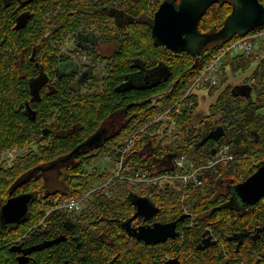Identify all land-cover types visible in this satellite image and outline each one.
<instances>
[{"label": "flooded vegetation", "instance_id": "flooded-vegetation-1", "mask_svg": "<svg viewBox=\"0 0 264 264\" xmlns=\"http://www.w3.org/2000/svg\"><path fill=\"white\" fill-rule=\"evenodd\" d=\"M14 1H9L8 5ZM74 1L83 10L81 26L76 30L67 29L65 34L63 30H59L60 24L56 23L54 34L52 30L46 29V37L52 34L46 40L52 47L49 53L42 47L31 54L33 74L28 77V97L21 104V110L33 119L45 111L46 114L59 115V99L66 101L68 107L74 109L80 101H95L102 95L105 99L116 100L119 106L122 103V94L136 89H153L154 86L159 88L161 82L168 78L169 71L166 66H161L158 70L156 68L163 63L148 66L138 55L141 52L137 49L122 79L120 73L124 57L123 34L131 31L129 23L134 22V16L139 14L129 0ZM180 1H174L176 6ZM25 4L26 2L23 5ZM73 12L71 10L69 14ZM20 16L23 17L24 27L30 16L26 12L18 18ZM143 16L141 17L144 18ZM65 45H69L67 49ZM246 84L250 85V91L245 94L249 100L253 98L255 90L252 84ZM236 91L240 92L239 89L234 90ZM168 92L169 90L164 89L152 93L148 100H164ZM51 103L53 105L50 110ZM96 106L99 107L100 104L96 103ZM114 113L117 114L116 111ZM52 122L47 120L44 123ZM117 126L119 128V124ZM117 126L106 123L100 126L74 151L67 154L70 156L67 161L71 162V156L75 157L80 153L91 155L103 142L111 138L118 130ZM45 130L47 132L41 137V141L32 144L35 150L43 144L51 143L53 134L51 136L50 131ZM93 137L96 139L89 145L87 141ZM232 150L235 151L234 148ZM149 153L157 160L156 165L163 166L164 170L171 167L175 157L171 154L165 155L166 153L158 154L153 146ZM103 155L105 159L109 157L113 160L110 154H102L92 159L88 166L90 172H107L102 163L95 165L96 160ZM239 158L234 152L233 160L218 170L221 172L224 168L232 169L230 167ZM262 165L264 162H253L250 170L238 173V178L232 175L213 180L209 174L212 171H207L202 186L190 182L183 188L177 182L174 188L163 187L156 190L151 186L148 189H132L122 199H114L117 195L115 191L106 194L108 196L99 190L87 191L77 197L81 200L77 208H58L54 206L57 202L68 199L67 196L62 197V192L73 193L74 188L65 182L67 175L65 173L61 176L62 167L56 164L58 167L49 172V177L55 180L54 188L58 194L52 198L46 193L53 205L46 210L49 213L45 221H40L31 231L39 237L16 242L11 251L18 264L34 262L35 257L45 249L51 252V256L57 257V264H264V195L250 203L236 191L238 183L248 180ZM234 179L237 181L234 182ZM18 194L21 193H12L10 196ZM247 194L255 195L257 190L248 191ZM57 217L58 222H51ZM0 225L3 226L1 222Z\"/></svg>", "mask_w": 264, "mask_h": 264}, {"label": "trees", "instance_id": "trees-1", "mask_svg": "<svg viewBox=\"0 0 264 264\" xmlns=\"http://www.w3.org/2000/svg\"><path fill=\"white\" fill-rule=\"evenodd\" d=\"M20 1L26 2L27 0H15L8 6H5L3 0H0V208L9 198L11 189L14 194L33 193L34 199L30 204L28 214L21 222L0 225V264H18L10 247L21 240L39 237L31 231L43 219L46 210L53 205L46 193H49L51 197L58 194L54 188L55 180L49 177L52 170L61 166V176L66 173L65 182L74 188V194L62 192V197L67 196L68 199L78 197L93 188L97 181L112 175V171L103 174H99L97 171L90 172L88 166L92 159L102 154H110L112 157L114 156L112 162H115L118 155L122 153L127 139L133 134L138 133V141L127 158V162L133 170L164 172L172 169V165L170 169L165 170L163 166L156 165L157 160H154L149 153L152 146L154 148L157 146L155 149L158 154L166 153L165 155L175 156L178 153H187L193 156L198 164H204L208 162L213 150L220 143L230 144L240 158L233 167H230L232 169L224 168L221 172L213 170L209 173L213 180L232 175L238 178V173L250 170L249 167L253 162H264V87L262 91L258 90V83H252L253 89L258 90V92L254 91L252 99L248 100L245 95L232 90L227 92L230 98H226L224 93L218 97L210 107L211 113L201 119L202 128L200 125H193L195 109L199 105V91L196 89L191 95L194 97H191L194 100L193 107L182 108L181 113L174 114L178 128L175 135H178V138L168 143L166 138L158 139L160 134L154 133V128L158 124V121L155 123L157 118L168 106L177 103L184 96L188 89V82L201 73L205 64L211 59L212 52L227 47L235 38L211 42L201 49L198 56H193L188 52L174 53L165 46L155 45L151 32L153 13L157 11L164 0H129L139 12L134 17L140 18L143 15L145 17L130 22L131 31L123 34L124 57L120 73L124 79L131 63V57L138 49L141 52L138 55L145 62H149L148 66L163 63L156 67L157 70L161 66H166L169 75L165 82H161V87L154 86L153 89H136L124 93L122 94L123 103L119 106L116 100H108L99 95L95 101L85 99L80 101L74 109H70L66 101L62 102V99H59L61 112L57 116L46 114V111L40 113L35 119L25 115L22 113L21 104L28 97L30 87L28 77L33 74L34 64L30 59L32 52L45 47L48 54L52 47L46 39H50L52 34L46 37V29L52 30L54 34L56 23L60 24L59 30H63L65 34H67V29H78L81 26L80 14L83 10L74 4V0H30L25 5ZM173 1L178 2L179 0ZM262 1L264 2V0ZM232 9L233 0H222L213 4L199 21V30L206 33L220 29ZM69 10L74 12L69 14ZM23 12L30 16V20L26 26L17 29L15 27L17 18ZM204 25L205 27H203ZM256 56L259 58L261 54H256ZM244 57H246L244 52L228 55L224 64V73H227L228 66L233 68L234 63L238 64L237 69L242 66L246 67L247 65L240 63V59ZM262 58L264 62V57ZM262 75L264 78V71H262ZM162 89L170 91L164 100H148L150 93H157ZM96 103H99L100 106H96ZM52 105L53 103L49 107L50 110ZM115 111L117 114L114 113ZM47 120L53 122L51 124L44 123ZM152 122L155 125L151 124ZM105 123L116 126L119 124V128L117 126L118 130L113 133L111 138L103 142L91 155H87L86 152L80 153L75 157L71 156L73 157L71 162L67 161L70 157L67 154L74 151ZM219 126H222L225 131L219 140L211 138L203 145H198L205 136ZM45 129L50 131V135L53 134L52 141L49 145L43 144L39 146L38 150H35L33 146L36 142L41 141V137L47 132ZM167 136L168 134H165V137ZM257 138L259 141H256ZM33 143L34 145H32ZM160 147L161 149H159ZM14 148L19 151L25 150L16 153L14 157H9L8 153ZM116 153L118 155L115 156ZM2 156L4 159H1ZM11 158L13 161L8 163V159ZM135 158H137L136 161ZM63 161L67 162L63 163ZM236 181L237 179H234V182ZM78 186L80 187L78 188ZM129 186L126 182H116L112 186L113 191L117 193L115 199L126 197L129 194L128 190L134 189ZM100 192L104 194L102 191ZM108 203L110 204L109 201ZM58 221L59 217L51 222ZM50 253L47 249L42 250L35 257V261L30 264H57V257L51 256Z\"/></svg>", "mask_w": 264, "mask_h": 264}, {"label": "water", "instance_id": "water-1", "mask_svg": "<svg viewBox=\"0 0 264 264\" xmlns=\"http://www.w3.org/2000/svg\"><path fill=\"white\" fill-rule=\"evenodd\" d=\"M9 1L11 0H4L5 5H8ZM220 1L222 0H181L176 6L173 0H164L157 9L152 23L155 45L165 46L174 53L188 52L193 56H198L201 49L211 42L233 38L236 35H246L264 25V2L262 0H233L232 12L222 27L213 32H201L199 21L203 14L209 7ZM22 16L18 18L16 28L23 27ZM235 89L240 90L238 94L245 95L247 91H250V85L241 83L236 85L233 91ZM224 133V128L219 126L205 136L198 145H203L210 138L217 140ZM95 139L93 137L87 142L92 145L91 142ZM256 190L255 195L247 194L248 191L256 192ZM236 191L250 203L256 202L259 196H263L264 165L260 166L248 180L238 183ZM12 193L11 189L10 194ZM33 198V193L10 196L0 208V222L3 225L21 222L28 214ZM137 203L141 204L140 201ZM14 248L12 246L10 249Z\"/></svg>", "mask_w": 264, "mask_h": 264}, {"label": "built area", "instance_id": "built-area-1", "mask_svg": "<svg viewBox=\"0 0 264 264\" xmlns=\"http://www.w3.org/2000/svg\"><path fill=\"white\" fill-rule=\"evenodd\" d=\"M264 39V25L250 31L246 35H236L234 40L227 47L221 48L219 51L211 55V59L205 64L201 73L188 82V89L184 96L177 102L168 106L157 118L155 122H159L154 129V133L168 134L170 137H175L178 132L174 121V114L181 113L182 108H191L194 105V100L191 98L193 92L197 89L200 91L206 84L214 88L219 83L220 76L224 73V64L228 55H236L239 53L251 52L257 42ZM151 124H154L152 122ZM155 125V124H154ZM144 130V129H142ZM141 130V131H142ZM138 141V133L133 134L127 139L122 153L115 161L116 168L112 171L109 178L99 180L94 187L88 192L102 191L104 194H110L113 191L112 186L116 182H126L135 190L148 189L153 186L156 190L163 187L174 188L175 183L181 184V187H186L190 182L197 186L204 185L207 171H217L219 167L228 165L234 158L232 147L228 143H220L215 149L208 162L198 164L194 157L187 153H178L173 158L172 169L164 172H151L150 170H133L132 166L127 162L128 155L136 146ZM14 148L8 153L9 157L15 156ZM81 200L77 197L64 199L57 202L55 207L77 208ZM45 216L41 220L43 223Z\"/></svg>", "mask_w": 264, "mask_h": 264}, {"label": "rangeland", "instance_id": "rangeland-1", "mask_svg": "<svg viewBox=\"0 0 264 264\" xmlns=\"http://www.w3.org/2000/svg\"><path fill=\"white\" fill-rule=\"evenodd\" d=\"M219 30V29H218ZM69 45H65V48L67 49ZM256 54H261V56L258 58ZM264 39H261L257 42L255 48L251 52H246V57L240 59V63L242 65H247L246 67H240L237 69V63H234V67L231 68V66L227 67V73H223L220 76L219 83L214 86V88L209 86H204L199 92V105L195 109V116L193 119V125L199 126L201 124V119L204 118V116L211 113L210 107L214 104V102L218 99V97L222 96L224 93L226 95V98H230L228 91H231L236 85L241 83H258L260 91L263 90L264 82H262L263 75L262 71H264ZM236 68V69H235ZM256 72V74H255ZM263 78V79H262ZM251 79V80H250ZM234 86V87H233ZM255 91V92H258ZM257 94V93H256ZM224 96V95H223ZM227 100V99H226ZM225 101V100H224ZM175 121V118H174ZM200 122V123H199ZM176 123V121H175ZM201 126V125H200ZM177 128V124H176ZM202 128V126H201ZM178 130V128H177ZM160 138H164L165 134H160ZM178 135H175V137L167 136V142L170 143L173 140L177 139ZM172 140V141H171ZM23 150H15V153L23 152ZM1 159H4L3 156ZM13 158L8 159V163H11ZM102 163V166L107 170H114L116 168L115 162H112L109 157L104 158V155L101 159H97L95 165H100ZM114 165V166H112ZM114 167V168H113ZM180 185V184H179Z\"/></svg>", "mask_w": 264, "mask_h": 264}, {"label": "bare ground", "instance_id": "bare-ground-1", "mask_svg": "<svg viewBox=\"0 0 264 264\" xmlns=\"http://www.w3.org/2000/svg\"><path fill=\"white\" fill-rule=\"evenodd\" d=\"M45 2V1H44ZM105 2V1H104ZM117 2H118V0H117ZM116 2V3H117ZM83 5V4H82ZM89 5V4H88ZM107 5V4H106ZM117 5V4H116ZM98 6V5H97ZM78 7V6H77ZM22 11V10H21ZM70 11V10H69ZM50 12V11H49ZM52 12V11H51ZM131 13H132V11H131ZM106 14V13H105ZM26 15V14H25ZM50 15V14H49ZM81 15V14H80ZM110 16V15H109ZM37 17V16H36ZM93 17V16H92ZM47 18V17H46ZM69 18V17H68ZM104 18H106V17H104ZM136 19V18H135ZM69 20V19H68ZM74 20V19H73ZM107 20H108V17H107ZM113 20V19H112ZM8 22V21H7ZM17 22V21H16ZM44 22V21H43ZM49 22V21H48ZM57 22H59L58 20H57ZM109 22V21H108ZM33 23V22H32ZM45 23V22H44ZM94 23V22H93ZM114 23V22H113ZM87 24V23H86ZM99 24V23H98ZM112 24V23H111ZM142 24V23H141ZM141 24H139V25H141ZM145 24V23H144ZM45 25H47V24H45ZM113 25V24H112ZM133 25V24H132ZM119 27V26H118ZM126 27H127V25H126ZM203 27H205V25L203 26ZM34 28V27H33ZM59 28V27H58ZM63 28V27H62ZM87 28V27H86ZM114 28V27H113ZM120 28V27H119ZM122 28V27H121ZM128 28V27H127ZM126 28V29H127ZM141 28H143V27H141ZM109 29V28H108ZM71 30V29H70ZM103 30V29H102ZM104 31V30H103ZM117 31V30H116ZM58 32V31H57ZM19 33V32H18ZM53 33V32H52ZM114 33V32H113ZM3 35H4V33H3ZM60 35V34H59ZM24 37V36H23ZM65 37V36H64ZM73 37V36H72ZM102 37V36H101ZM118 37V36H117ZM122 37V36H121ZM5 38V37H4ZM37 39V38H36ZM31 40V39H30ZM45 40V39H44ZM47 40V39H46ZM107 41V40H106ZM25 42V41H24ZM149 42V41H148ZM150 43V42H149ZM228 43V42H227ZM1 44V43H0ZM9 44V43H8ZM38 44V43H37ZM99 44V43H98ZM97 44V45H98ZM146 44V43H145ZM44 45V44H43ZM100 45V44H99ZM112 45V44H111ZM108 46H109V44H108ZM148 46V45H147ZM223 46H225V45H223ZM50 47V46H49ZM45 48V47H44ZM58 48V47H57ZM139 48V47H138ZM221 48V47H220ZM29 49V48H28ZM32 49V48H31ZM30 49V50H31ZM52 49V48H51ZM54 49V48H53ZM105 49V48H104ZM106 49H108V48H106ZM151 49V48H150ZM207 49V48H206ZM59 50V49H58ZM64 50V49H63ZM126 50V49H125ZM220 50V49H219ZM218 50V51H219ZM151 51V50H150ZM204 51V50H203ZM133 52V51H132ZM152 52V51H151ZM159 52V51H158ZM11 53V52H10ZM38 53V52H37ZM136 53V52H135ZM213 53H215V52H212V54ZM40 54V53H39ZM130 54V53H129ZM24 55V54H23ZM148 55V54H147ZM29 56V55H28ZM230 56H232V55H230ZM130 57V56H129ZM54 58V57H53ZM70 58V57H69ZM144 58V57H143ZM158 58V57H157ZM161 58H163V57H161ZM36 59V58H35ZM28 60V59H27ZM41 60V59H40ZM42 62V61H41ZM143 63V62H142ZM147 63H149V62H147ZM198 63V62H197ZM27 67V66H26ZM17 71V70H16ZM27 71V70H26ZM34 71H36V70H34ZM47 72V71H46ZM48 74V73H47ZM24 75V74H23ZM198 75V74H197ZM51 76V75H50ZM46 78V77H45ZM50 78V77H49ZM173 78H174V76H173ZM27 79V78H26ZM56 80V79H55ZM251 80V79H250ZM176 81V80H175ZM101 82V81H100ZM165 82V81H164ZM96 83V82H95ZM97 84V83H96ZM185 84V83H184ZM98 86V85H97ZM161 87V86H160ZM184 88V87H183ZM31 89V88H30ZM182 89V88H181ZM99 90V89H98ZM107 90V89H106ZM163 90V89H162ZM168 90V89H167ZM77 92V91H76ZM97 92V91H96ZM170 92V91H169ZM151 94V93H150ZM78 96H79V94H78ZM115 96V95H114ZM191 97H193V96H191ZM34 98V97H33ZM127 98V97H126ZM194 98V97H193ZM160 99H162V98H160ZM159 99V100H160ZM125 101H126V99H125ZM134 101V100H133ZM160 102V101H159ZM171 102H172V100H171ZM119 103V102H118ZM123 103V102H122ZM150 103V102H149ZM155 103V102H154ZM166 103V102H165ZM169 105V104H168ZM197 105V104H196ZM141 107V106H140ZM159 108V107H158ZM145 109V108H144ZM165 109V108H164ZM148 110V109H147ZM140 111V110H139ZM150 111V110H149ZM143 112V111H142ZM161 113V112H160ZM128 114V113H127ZM138 115H140V114H138ZM181 115V114H180ZM152 117V116H151ZM139 118H140V116H139ZM206 119V118H205ZM144 120V119H143ZM142 121V120H141ZM201 122V121H200ZM199 122V123H200ZM148 123V122H147ZM155 123H157V122H155ZM159 123V122H158ZM223 123V122H222ZM225 123V122H224ZM223 123V124H224ZM142 125V124H141ZM154 125V124H153ZM213 125V124H212ZM157 127V126H156ZM180 127V126H179ZM187 127V126H186ZM232 127V126H231ZM135 128H136V126H135ZM210 129V128H209ZM200 130V129H199ZM131 131H133L134 132V130H131ZM197 134V133H196ZM143 135V134H142ZM164 135V134H163ZM124 136V135H123ZM129 136V135H128ZM164 138H166L167 139V137H164ZM163 138V139H164ZM119 139V138H118ZM108 140V139H107ZM119 141V140H118ZM143 141V140H142ZM112 143V142H111ZM120 143V142H119ZM154 143V142H153ZM113 145V144H112ZM158 145V144H157ZM160 145V144H159ZM121 146H123V145H121ZM162 146V145H161ZM140 147V146H139ZM157 147V146H156ZM155 147V148H156ZM159 149H161V147L159 148ZM164 150V149H163ZM115 152H116V150H115ZM122 152V151H121ZM119 153V152H118ZM118 153H116L115 154V156L116 155H118ZM191 153V152H190ZM120 154V153H119ZM136 154H137V152H136ZM119 156V155H118ZM114 157V156H113ZM136 159L137 158H135V161H136ZM128 161H130V160H128ZM112 166H114V165H112ZM114 168V167H113ZM107 175H108V173H107ZM110 175V174H109ZM102 176V175H101ZM70 178V177H69ZM106 179V178H105ZM84 180V179H83ZM83 183V182H82ZM95 183V182H94ZM91 184V183H90ZM74 187V186H73ZM80 186H78V188H79ZM89 187H92V186H89ZM130 187V186H129ZM132 187V186H131ZM77 188V189H78ZM80 191V190H79ZM127 191V190H126ZM85 192V191H84ZM78 193V192H77ZM129 193V192H128ZM74 194V193H73ZM123 194V193H122ZM145 194V193H144ZM77 195V194H76ZM99 195V194H98ZM98 195H96V196H98ZM101 195V194H100ZM65 197V196H64ZM72 197H74V196H72ZM104 197V196H103ZM98 198V197H97ZM96 198V199H97ZM101 198H102V196H101ZM105 198V197H104ZM115 199V198H114ZM122 199V198H121ZM107 201V200H106ZM115 201V200H114ZM128 201H130V200H128ZM98 202V201H97ZM102 204V203H101ZM95 206V205H94ZM51 207V206H50ZM117 208V207H116ZM105 209V208H104ZM103 209V210H104ZM125 209V208H124ZM113 210H115V208L113 209ZM127 210V209H126ZM129 210V209H128ZM53 211V210H52ZM66 211V210H65ZM60 212V211H59ZM103 213V212H102ZM85 214V213H84ZM94 214V213H93ZM59 215V214H58ZM68 215V214H67ZM50 216V215H49ZM93 216V215H92ZM99 216V215H98ZM122 216V215H121ZM85 217H87V216H85ZM111 217V216H110ZM75 218H76V216H75ZM93 218V217H92ZM114 218V217H113ZM80 219V218H79ZM123 219V218H122ZM81 220V219H80ZM94 220V219H93ZM112 223V222H111ZM137 223V222H136ZM76 224V223H75ZM92 224V223H91ZM90 224V225H91ZM97 225V224H96ZM95 225V226H96ZM114 226H115V224H114ZM96 229V228H95ZM112 229V228H111ZM104 231V230H103ZM111 231H113V230H111ZM102 235V234H101ZM117 236V235H116ZM120 236V235H119ZM126 236V235H125ZM121 237V236H120ZM122 238H123V235H122ZM121 238V239H122ZM125 238V237H124ZM124 238H123V240H124ZM104 239V238H103ZM118 239V238H117ZM102 241V240H101ZM122 241V240H121ZM121 241H118V242H121ZM123 242V241H122ZM109 245V244H108ZM85 246V245H84ZM106 247H108V246H106ZM105 249V248H104ZM102 252H104V250H102ZM73 253V252H72ZM103 253H101V255H102ZM100 257V256H99ZM84 259V258H83ZM103 259V258H102ZM73 260V259H72ZM75 260V259H74ZM87 260V259H86ZM80 262V261H79ZM69 264V263H68Z\"/></svg>", "mask_w": 264, "mask_h": 264}]
</instances>
